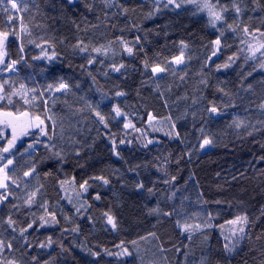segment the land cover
<instances>
[{"label": "trees", "instance_id": "trees-1", "mask_svg": "<svg viewBox=\"0 0 264 264\" xmlns=\"http://www.w3.org/2000/svg\"><path fill=\"white\" fill-rule=\"evenodd\" d=\"M123 2L130 9L136 7V12L130 11L127 16H122L117 9L105 10L98 2L95 3L94 10L89 12L80 0H77L74 6L64 4V0H34V3L29 0V10L23 15L31 35L25 36L23 41L15 36H9L7 50L11 59L23 56V60L17 65L19 71L17 83L24 82L28 87L36 88L37 92L42 91L48 84L58 83L61 78L72 86L67 94L45 93L46 97H53L49 99L48 106L58 123L63 122L64 139H57L56 143L58 147L64 149L65 163L61 165L58 161L50 159L51 154L42 144L36 145L37 151L31 157L27 154L20 155L33 141L34 137L31 136L23 137L13 150L17 155L10 167L17 169L16 176L26 179L23 177L24 171L35 162L38 179L36 177L29 179V186L35 188L43 185L37 198L38 202L48 200L50 205L54 206L53 210L60 220L57 227H45L39 232L29 230L28 238L34 245L37 241H44L49 235L56 244L48 249L33 247L28 250L30 254L23 257L24 261L26 264H33L31 257L36 256L38 264H44L50 257H55L54 264H115V261L107 256L99 257L98 262L94 261L91 256L81 251L80 245L86 244L97 251L100 247L115 250L114 246L124 241L132 249L133 245L130 242L136 240L138 255L126 258L127 264H185V252L189 253L187 264H197L200 257L206 253L210 256V264H216V261H220V264L245 262L257 264L259 253L250 249H258L264 244V240L255 239L258 234L264 232V216H260L259 211L261 206H264V174H261L264 172V160L259 159L264 157L262 147L264 130L247 135L251 128L237 130L229 125L234 117H238L260 128L258 121L264 120V112L258 107L264 99V69L259 66L260 62L254 63L249 61L250 59H245L247 56L244 51L251 39L259 38L264 42V37H260L259 32L255 31L251 37L245 36L241 24L239 32H225L222 46L216 50L211 42L219 33L207 26L206 14L193 15L191 6L187 9L165 10L151 19H143L144 14L151 10L150 3L145 0ZM4 6L5 4H0V30L18 31L20 14L17 13L15 16L13 28H8V17L2 11ZM7 7L10 8L11 5L7 4ZM251 7L250 4L249 9ZM105 11L110 17L107 21L104 20ZM113 12H117V15L113 16ZM231 16L229 13V22ZM249 17L252 19L249 20ZM262 18L264 11L248 10L244 13L242 21L248 23L250 30L259 28L264 31ZM132 22L139 24L142 31L137 32L135 29L128 31ZM166 24L169 26L163 27ZM76 25H79V29ZM91 25L98 26L93 28ZM120 29L125 31L122 33ZM148 29L154 31L147 32V40H142V43L149 57H153L157 52L161 53V57L178 54V47L174 45H178L180 40L190 45L188 54L192 59L178 68L175 76L161 74L160 91H153L154 83L142 87L141 80L147 77L142 78L140 71L129 70L126 78L116 73L105 77L102 72L104 67L111 63V59L107 60L104 66L98 62L88 65L87 54L78 51L74 53L71 47L78 39L92 46H99L106 45L109 40L120 35L129 39L136 35L143 37ZM29 40L35 43H29ZM241 40L246 43L242 44ZM21 42L25 46L23 53L19 51ZM36 44H41L49 54L52 51L49 44L54 46L58 54L56 59L52 61L44 58L33 59L41 53ZM213 51H216L214 56ZM210 56L211 60H208ZM229 57H233L235 62L228 68L217 69L218 65L228 62ZM116 59L119 62L121 57L118 56ZM122 59L123 62L142 70L140 60L143 59V53L138 59L129 58L127 55ZM89 72L95 76V82ZM180 76H184V80H180ZM8 78L9 74H0V80ZM202 79L207 80V87L200 83ZM249 84L252 85V90L245 91ZM116 85L127 92V96L105 100L101 108L109 112L112 103H119L129 114L135 128L140 129L125 130L123 120L119 123L116 121L110 123L113 133L123 136L126 131L128 132L126 139L133 141L131 146H120L123 159L111 154V145L105 135L108 130L93 123L95 117L85 107V100L95 103L100 99L101 92L113 96L117 90ZM218 88L229 92L232 99L224 97ZM201 95L204 98L193 104V98L199 99ZM185 96L187 99H184ZM210 101L218 106L235 102L236 106L226 108L221 116L205 123L206 113L202 109L208 107ZM39 103L42 110L44 105L42 102ZM17 107L23 111L28 106L24 105L23 101H18L12 106L4 102L5 111H15ZM78 109L83 111H77ZM149 113L154 119L149 120ZM193 113L196 115L193 116ZM173 123L183 143L181 139L174 138V134L173 138L167 135L172 131ZM202 125L215 139V146L204 151L199 148V129ZM69 137H74L80 142L75 147L93 144L94 138L95 143L91 149L83 147L80 156L77 157L73 146L67 142ZM148 139L154 142L147 148L141 147V143H147ZM4 144L6 140H0V146ZM164 157H168L167 162ZM137 164L141 165L137 169L138 175L137 172L128 171L129 167ZM153 165L162 166L168 175L157 171ZM115 169H119L123 175L118 177L113 171ZM49 172L51 175L45 176V173ZM100 174L108 176L111 184L93 186L80 201L76 200L75 194L80 191L78 185L85 179ZM172 176L176 177L175 181L171 185H165L163 180L171 179ZM73 177L76 186L66 184L62 190L59 181L71 180ZM121 181L124 182L123 185ZM141 181L145 185V190L137 191L135 184ZM93 183L99 184L98 181ZM149 187L156 190L153 196L147 194L146 189ZM15 191L17 195H23L19 189ZM97 192L101 194L99 201L93 200ZM173 192L174 198L168 200L167 196ZM66 196L72 197V203L64 198ZM83 199H87L92 206L86 212L82 209L84 215H79L73 204L79 207ZM217 201L220 203H216ZM157 206L165 212L175 209V213L172 217L147 214L149 208ZM9 207L10 205H5L0 209V216H6ZM109 208L119 223V230L115 232L110 226L106 230L101 219V213ZM32 211L41 213L38 207ZM26 212L24 209L15 216L21 224L27 223ZM209 213L213 217L210 221L212 227L194 231L191 240L188 239V234L182 233L176 225L177 220L181 223L203 225L208 220ZM242 213L248 214L250 219L255 221L250 225L252 239L241 241L234 253L226 257L223 251L224 236L229 235V229L233 227L226 221ZM65 215L70 218V223L64 219ZM89 216L93 217L92 222L89 221ZM76 225L80 228L78 234L71 232L61 234L62 228L71 229ZM149 232H155L159 239L149 237ZM205 235L207 240L204 239ZM4 236L10 237V233L4 232ZM140 237L147 238L140 240ZM60 242L69 249V252L61 254ZM161 244L167 251L159 250ZM177 247L180 248L179 253L175 250ZM22 251L8 255L20 258Z\"/></svg>", "mask_w": 264, "mask_h": 264}, {"label": "snow or ice", "instance_id": "snow-or-ice-1", "mask_svg": "<svg viewBox=\"0 0 264 264\" xmlns=\"http://www.w3.org/2000/svg\"><path fill=\"white\" fill-rule=\"evenodd\" d=\"M34 3V0H32ZM80 2L84 3V6L89 12L94 10L95 3H99L103 6V9H117L119 15L127 16V14L131 12H136V7L129 8L123 2V0H80ZM145 2L150 3L152 5L151 10L144 14L143 19H151L154 16L162 14L165 10L174 11L176 9H187L191 6L192 14H206L207 16V26L215 29L219 35L216 37L214 41L211 43L214 45L216 50H219L222 46V38L225 35L226 31L231 32H239L241 30V24H243L242 32L245 36L251 37L253 35V31L259 32L260 37H264V31H261L259 28L250 30L248 23L242 21V17L244 13L248 10L252 12L257 11L258 9L264 11V7H262V0H145ZM77 3V0H64V4L68 6H74ZM0 4H5L2 11L8 17V28H13V22L17 13L20 14L19 21V30H0V74L8 73V79L0 80V140H6V144L0 146V209H2L5 205H10L8 208V214L6 216H0V264H26L23 257L29 255V251L33 247H37L39 249H48L56 244V241L52 236H47L44 241H37L34 245L33 242L29 240L30 231L39 232L40 229L45 227H57L60 225V220L58 219L57 213L54 209V206L50 205L48 200H44L42 203L38 202V196L43 188V185H39L35 188H31L29 186L28 180L32 177H36L37 175V165L35 162L31 164L27 171H24L23 177L26 179H21L16 176L17 169L15 167H10L14 164V158L17 155L16 151H13L17 142L20 141L23 137H34L33 141L28 144L27 148L24 149L23 153L20 155L27 154L29 157L32 156L34 152L37 151L36 145L42 144L43 147L51 154L50 159H54L58 161L61 165L65 163V152L62 147H58L56 140L64 139L65 130L63 128V122L60 121L58 123L55 114L52 112V109L48 106L49 99H53V97H46V92H62L67 94L71 91L72 86L66 82L64 79H60L58 83L48 84L46 88L42 91L37 92V89L34 87H28L26 83L19 82L17 83V79L19 77V71L17 65L21 63L23 60V56L19 59H11L10 54L7 50V42L9 40V36H15L17 39L23 41L25 36H30L31 32L29 31L28 25L24 22V13L29 10V0H0ZM7 4H10L11 7H7ZM252 5L251 9H249V5ZM229 13L232 14L231 22H229ZM113 16L117 15V12L112 13ZM99 20V17H97ZM110 17L108 12L104 13V20H109ZM252 17H249L251 20ZM75 23V21H73ZM261 24H264V18L261 20ZM98 25H91V27L95 28ZM169 25H164L163 27L167 28ZM77 29H79V25H76ZM112 27H116L112 25ZM135 29L137 32L142 31L139 24L132 22L131 28H128V31ZM123 33L125 29H120ZM154 30L148 29L145 32V35L142 37L140 35H136L134 38L129 39L123 35L117 36L112 40H109L106 45L92 46L90 43H86L82 39H78L75 45H72L73 52H79L82 54H87V64L93 65L97 62L104 66L106 61L111 59V63H108L106 67H104L102 74L105 77H109L111 73L119 74L120 76L127 77V73L129 70L131 71H140L141 77H147V79L141 80V86H147L151 84H155L153 91H160L161 85L159 80L162 79L161 74H171L175 76L177 74L179 66L185 65L187 61L191 60V55L188 54L190 45L184 40H180L178 45H174L178 47V54L173 55L171 57H161V53L157 52L153 57H149L147 52L145 51L144 44L142 40H147V32H152ZM159 34V33H157ZM167 35V32H165ZM29 43H35V41L29 40ZM45 43H48L45 41ZM241 43L244 44L246 41L241 40ZM36 47L41 49L40 56L33 57V59H47L48 61H52L56 59L57 52L54 49V46L49 44V48L52 49L51 54H49L48 50L45 49L41 44H36ZM248 51L250 55L245 59H256V53L259 52L262 57H264V42L259 43L257 47H254L251 42L247 43ZM24 43L21 42L19 51L21 53L24 52ZM119 48V51L117 49ZM243 51V49H241ZM93 53L95 55H93ZM143 53V59L140 60V64L142 66L141 69H137L134 65L127 64L123 62V56L127 55L129 58L138 59L140 58V54ZM212 55H216V51H213ZM121 57L120 61L117 62V57ZM100 57H104V59H99ZM208 60H211V56L208 57ZM233 57L228 58V62L223 65H218L217 69L223 67L228 68L234 63ZM262 69H264V62H261L259 65ZM84 67L83 65L81 66ZM92 76V73H88ZM251 75V73H248ZM93 81L95 82V76H92ZM180 80H184V76L179 77ZM201 84L207 87V80H201ZM78 87V85H77ZM117 90L114 92L113 96H109L106 92H101L100 99L95 103L89 102L85 100V107L87 110L95 117L93 123L102 126L103 129L108 130L106 138L109 140L111 145V154L118 159H123L120 151L121 145H133V141L131 139H126L128 136V132H124L123 136H120L117 133H113L110 129V123L116 121L119 123L120 120H123V128L125 130L132 129L134 131H140V129L135 128V125L131 122L129 118V114L120 106L119 103H112L111 110L109 112L103 111L101 105L105 100H112L119 97L127 96V92L119 88V85L115 86ZM170 90V86L169 89ZM252 85H248L245 91H251ZM100 91V89H97ZM224 97H228L231 100V95L223 88H218ZM139 94V89L137 90ZM161 96H163V92H161ZM204 97L201 95L199 99L193 98L192 103H199L200 99ZM81 99H84L81 97ZM187 99V96L184 97ZM6 101L7 105L12 106L18 101H23L24 105L28 107L23 111L19 107L15 108V111H5L4 110V102ZM42 102L44 107L40 109V103ZM235 102L232 103H224L223 106H218L215 102L210 101L209 106L203 108L202 111L206 113L205 123H208L215 119L216 117L221 116L224 113V110L228 107H235ZM258 107L264 112V99L261 100ZM77 111H83V109H78ZM187 113H185L186 115ZM196 114L193 113V116ZM154 119V117L149 113V120ZM170 119V118H169ZM260 124V128H257L256 125H250L246 123L244 120L234 117L232 123L229 127H234L235 129H249L247 131V135H252L254 131L264 130V120L258 121ZM172 131L167 133L170 138L181 139L180 133L176 131V125L173 123L171 125ZM10 130L11 136L9 138L7 132L5 130ZM99 134V128L97 129ZM200 132V142L199 148L201 150L215 146V139L212 134L206 131V128L202 125L199 129ZM45 139H41V138ZM70 145L73 146V151L75 156L79 157L83 147H87L91 149L93 144L95 143V138L93 140V144H87L81 147H75L80 142L76 140L74 137H69L67 141ZM154 141L152 139H148L147 143H141V147L147 148L148 145L152 144ZM184 141L181 139V143ZM264 147V145H262ZM7 154V155H6ZM259 159L264 160V157H260ZM165 162L168 161V157H164ZM157 168V171L162 172L165 176L168 175L166 170L159 165H153ZM83 167V165H80ZM141 165L137 164L135 166L129 167V172H137ZM114 173L119 177L123 174L120 173L119 169L113 170ZM261 174H264L262 172ZM51 173H45V176H50ZM138 175V172H137ZM176 177L172 176L171 179H164L163 183L165 185H171L173 181H175ZM98 181L99 184H94L93 182ZM111 179L103 174L94 175L85 179L82 183L78 185L80 191L76 192L75 198L80 201L84 194L88 193L89 188L96 186H108L111 184ZM61 189L64 190V185H71L73 187L76 186L75 178L73 177L71 180L65 179L59 181ZM123 185V181H121ZM15 189H19L23 195H17ZM135 189L137 191H144L145 185L144 183L138 182L135 184ZM147 194L149 196H153L155 194V188L149 187L146 189ZM175 196V192L171 193L167 196L168 200H172ZM68 200L69 203H72V197L66 196L64 197ZM93 200L99 201L101 200V194L97 192L93 196ZM12 201H17L13 203ZM216 203H220L217 201ZM92 205L87 201V199H83V201L79 204V207H75L76 213L79 215H84L83 209L85 212ZM38 207L41 210V213L38 214L35 211H32L33 208ZM26 209L25 213L27 223L21 224L16 218V214L21 213L22 210ZM260 216H264V206L260 208ZM175 213V209L172 211H162V209L157 206L153 208H149L147 214L148 215H156V216H164V217H172ZM212 214H208V220L201 224H191V223H181L180 220L176 221V225L182 233L188 234V239H192V235L194 231H202L206 228H211L212 224L210 223L212 219ZM64 219L71 222L70 218L65 215ZM89 221H93V217H88ZM101 219L104 222L105 229L110 226L112 231L119 230V223L116 216L113 214L112 209L109 208L101 213ZM259 219V216L257 217ZM228 225H232L233 227L229 229V235L224 236L225 243L223 245V251L225 256H230L234 253V251L238 248L241 241L245 239H252L250 225L254 224L255 221L251 220L248 214L242 213L235 216L234 219L226 221ZM4 225L7 227L5 228ZM223 229V226H221ZM4 232H9L10 237H5ZM64 232L71 233H79L80 228L79 225L72 227L71 229L62 228L61 234ZM223 234V233H222ZM149 237L154 239H159L156 236L155 232H149ZM147 237H140V240H145ZM207 240V235L204 237ZM255 239L257 241L264 240V232L258 234ZM133 245V248L130 249L128 245L121 241L119 244L115 245L113 249H109L106 247H100L99 250H94L93 248L88 247L86 244H81V251L85 252L87 255L91 256L94 261L98 262V258L101 256H107L115 261V264H127V259L129 257H133L134 255H138V241L133 240L130 242ZM18 245V247L16 246ZM61 254L69 252V249L66 248L62 242L59 244ZM99 247V246H97ZM187 247V246H185ZM21 257L16 258L15 256H9L8 254H12L17 251H21ZM161 252L167 251L163 248L161 244L160 249ZM176 252H180V248L177 247ZM251 251H258L259 259L257 264H264V244H261L258 249H250ZM185 255V264H187V256L188 252L184 253ZM256 257H254V260ZM31 260L33 264H38L37 257L32 256ZM55 257H50L49 260L45 261L44 264H54ZM197 264H210V256L209 254H204L200 257ZM216 264H220V261H216ZM247 264V262H245Z\"/></svg>", "mask_w": 264, "mask_h": 264}, {"label": "rangeland", "instance_id": "rangeland-1", "mask_svg": "<svg viewBox=\"0 0 264 264\" xmlns=\"http://www.w3.org/2000/svg\"><path fill=\"white\" fill-rule=\"evenodd\" d=\"M261 42H263L261 39H257V38H254V39H251V43L253 44V46L254 47H257L258 45H259V43H261ZM245 51V54H246V56L248 57L249 55H250V53H249V51H248V47H246V49L244 50ZM249 61H252V62H264V57H262L261 55H260V53L259 52H257L256 53V59H250ZM260 65V64H259ZM181 66H179V68H180ZM6 75L8 74V73H5ZM1 127H2V125H0ZM6 132H7V134H8V136H9V138H10V136H11V132H10V130H5ZM22 141V139L20 140V141H18L17 142V145L20 143ZM208 148V147H207ZM207 148H205V149H203V150H201V151H204V150H206Z\"/></svg>", "mask_w": 264, "mask_h": 264}]
</instances>
